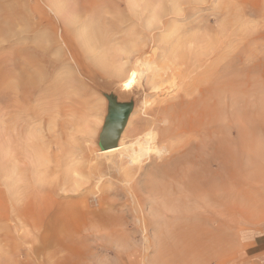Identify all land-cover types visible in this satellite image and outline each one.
<instances>
[{"label": "rangeland", "instance_id": "374dc122", "mask_svg": "<svg viewBox=\"0 0 264 264\" xmlns=\"http://www.w3.org/2000/svg\"><path fill=\"white\" fill-rule=\"evenodd\" d=\"M143 1L0 0V80L3 79V72L14 70L18 74L19 65L26 64L31 58L39 60L44 55L47 56L54 62V70H57L55 73L61 76L60 84L65 87L63 92L66 95L64 101L58 104L61 114L55 112L49 116L66 121L72 116L80 118L79 130H85L78 134L73 129L67 132L68 135L60 136L59 132L48 133L49 127L47 129L46 125L37 122L29 126L21 125L20 119L23 117L19 115L17 104H22L25 108L40 109L43 113L39 117H46L49 105L47 102L51 97H45V89L42 87L25 101L18 94L14 80L6 78L0 84V264H264V251L256 253L259 248L264 249V84L261 82L259 86L256 85L258 87H253L255 89L252 92V85L248 86L251 90L246 86L250 83V75L245 71L250 67L255 68L259 79H264V0L192 1L194 7L199 8L196 17L205 20L212 29L215 27L213 30L226 23L222 20L224 17L218 14L219 8L238 6V9L246 12L238 25L229 22L231 20L228 18L226 25L229 26L225 30L228 28L227 32L230 33L238 29L243 35L247 32V35L254 33L256 46L249 48L245 42H241L242 46L239 44V50H236L229 42L226 43L227 46L221 44L222 47L220 43L217 45L219 41L212 43V46L206 44L211 50L218 46L220 50L209 56L205 64H211L216 69L224 62L219 59L221 55H229L230 58L227 56L226 61H230L236 54L242 56L240 64L245 71L244 74L241 73L243 76L239 75L242 88L244 87L242 97L249 101L245 100V104L242 101V110L249 111L256 103L255 123L260 131L257 132L256 128L255 141H259V146L256 149L258 156L256 158L255 154L253 159L255 163L252 161L254 164L242 166L239 178L233 180L229 177L224 185L226 193L221 194V202L224 204L221 216L218 213V203L209 201V207H198L199 210L197 208L194 211L190 217L192 226L181 231L163 226L168 214L166 211L162 213L166 206L161 205L163 200H157L154 195L147 197L149 195L145 193L140 194V200L138 196L132 198L124 189L127 184L119 178L115 167L121 161L123 165H120L119 171L122 172V168L126 166L125 161L130 162L132 157L140 154L134 145V139L128 136V131L131 120L142 113L144 101L154 100L164 104L163 101L169 99L173 92L165 91L162 95L151 97L147 95L154 90L145 91L138 84L133 91L127 92L122 88L121 82L113 77H103L93 66L90 59L94 53L84 52L80 38L87 24L97 19H110L115 14L116 10L112 11L114 8L130 13L131 9L128 8L138 10L140 5L137 3L142 4ZM163 1L170 6L173 4V0ZM180 1L182 0H176L173 6L181 11L184 6L178 5ZM166 18L169 16L164 19ZM127 22L124 26H127ZM209 34L212 39L215 38L212 34L216 36L215 31ZM151 45L142 55L141 62L151 57L155 49ZM246 54L249 56L246 57ZM256 69L262 72L258 73ZM82 75L85 77L84 81ZM244 79L246 82L249 80L246 85L243 84ZM9 84L13 85V90ZM246 89L255 98L252 95L251 99L246 97L249 96ZM107 90H114L118 96L124 95L133 103L129 123L127 122L118 141V144L123 143L124 150L114 157L99 154V133L106 114V101L102 91ZM255 92L259 94L256 95ZM78 99L85 100L80 107L74 103ZM126 99L119 101L124 102ZM3 117L10 119L4 122ZM19 132L20 141L15 143V138H18L15 136ZM142 137L145 139L141 142L145 146L142 152L148 150V153L154 154L151 150L153 148L149 150V145L146 144L149 136L143 133ZM133 148L135 152L132 151ZM13 152L22 153L21 161H14L11 155ZM143 158L144 156L137 161H146V157L144 160ZM138 162L134 164H139ZM75 165L80 171L83 170L82 173L71 170ZM95 165L100 167V171L90 174V179L86 169ZM57 176L60 177L57 181L52 179ZM144 176L141 174L140 180L134 182L137 187L146 180L147 177ZM54 182L57 188H52ZM20 206L25 211L21 221H36L43 213L45 223L53 221L55 225L48 228L15 226L20 220L16 219L13 212L16 207L20 209ZM60 209L63 221L60 219L57 223L52 220V210ZM88 210L104 211V215H112L111 218L118 224L106 226L102 220L92 221L89 216L87 219L83 211ZM156 210L161 212L157 213ZM68 211L74 213L69 215Z\"/></svg>", "mask_w": 264, "mask_h": 264}, {"label": "bare ground", "instance_id": "6f19581e", "mask_svg": "<svg viewBox=\"0 0 264 264\" xmlns=\"http://www.w3.org/2000/svg\"><path fill=\"white\" fill-rule=\"evenodd\" d=\"M192 1H180L178 5L184 6L181 11L173 6L176 4V0H173L172 6L163 3V0H144L142 4L137 3L140 5L138 10H135L134 7L128 8L131 9L130 13L116 9V7L112 10L116 11L110 19L107 20L104 17L106 21H101L102 18L100 22L96 18L97 21L87 24L80 34L84 52L94 53L90 59L93 66L103 77H113L121 82L122 88L127 92L133 91L137 84L141 85L145 91L154 90L153 93L150 94L149 92L147 95L151 97L162 95L165 91L173 92L169 99L163 101L164 104L159 103V101L156 103L154 100L144 101L142 113L131 120L128 131V136L134 139V145L137 146L136 148L139 149L137 151L140 154H136L132 158L130 156L131 159L128 156L130 162L125 161L126 166L122 168L123 170L120 168L122 172L119 171L120 165H123L121 161L120 165L115 167L119 178L127 184L124 189L132 198L138 196L140 200V194L145 193V195H149L147 197L154 195V197L157 196V200L164 201V203L158 201L162 206L163 204L166 205V209L164 208L162 213H165V211L168 213L163 226H169L174 231L188 230L192 226L190 217H192L194 211L198 207H207L209 201L218 203L220 207L218 213L221 216L224 205L222 204L221 194L225 192L224 185L226 181L229 177L233 180L239 178L241 169L255 159L256 149L258 150L257 146H259V141H255L256 133L260 131L258 124L256 126L257 120L255 121L257 115L256 103L252 105V108L254 106L256 110L251 109V107H249L251 109L249 111L242 110V101L243 104L247 102L242 97L244 87L242 88L239 75L243 76L242 72L243 74L245 71L249 72L250 83L247 80V84L245 80L247 79V73L243 84L246 83L247 87L249 84L252 85V92L255 89L253 87L264 84V79H259L260 77L254 71L255 68L251 69L249 65V69L243 71V65L240 64L242 63V56L238 54L233 55L234 57L230 61H226L229 55H227L228 57L221 55L222 57L219 59L224 62L221 63L222 65L219 68L218 65L216 69L211 67V64H207L210 67L205 64L209 56L217 54L220 50L218 46L217 48L213 47L212 50H214L212 51L210 46H206V44L211 45L212 43L215 44V41H219L217 45L220 43L222 47L223 44L229 42V45H234L236 50H239L238 47L241 42H245L249 48L256 46L257 41L254 33L247 35V32L243 35L237 31L238 29H234L230 33L227 32L228 28L225 30L226 26H229L226 25L228 18L231 20L229 22L238 25L240 20L242 22L246 12L241 8L238 9V6L228 8L231 6L229 5L227 9L219 8L218 14L224 17L222 20L226 23H222L220 27L218 25L219 28L213 30L215 27L212 29L205 20L196 17L199 8L194 7ZM199 4L198 6H200ZM168 16L169 18L164 19ZM126 22L128 24L124 26ZM214 31L216 36L212 34L215 37L212 39L209 33ZM150 44L155 49L152 51L150 58L141 62L140 59L148 51ZM222 50L224 49L222 48ZM248 56L249 54L246 57ZM53 63L45 55L39 60L31 58L26 64L18 66V74H15L14 70L3 72V79L0 80V84L2 85L6 78L14 80L19 90L18 94L21 98H25V101L42 87L45 89V97H51V100L47 102L49 105L46 109V111L48 110V116L46 117H39L43 113L40 109L25 108L22 104H17L19 115L23 117V119H20L22 121L21 125L29 126L37 122L43 126L46 125L47 129L49 127L48 133H51L50 131L54 134L59 132L60 136H65L68 135V131L76 129V132L81 134L85 132L83 129L82 131L79 130L82 119H76L72 116L69 121H66L65 119L58 120L57 117L49 116L54 115L55 112L61 114L58 104L62 103L66 96L63 92L65 87L60 84L61 76L55 73L57 70H54L55 65ZM246 67L247 65L244 68ZM141 72L142 74H140ZM259 72L262 71L258 70ZM82 78L84 81L85 77ZM9 87L13 90V85L9 84ZM250 90L247 91L246 89L249 92V96L246 97L251 99L252 92ZM252 96L255 98V95ZM118 98L122 101L126 99L124 95H120ZM84 102L83 99H78V102L74 101V103H77V107H80ZM243 106L246 107V105ZM3 118L4 122L10 119L8 117ZM256 128H258V131ZM20 132L18 136H15L18 137L15 138V143H18L20 139ZM143 133L149 136L146 144L149 145V150L151 147L153 148L151 150L155 152L154 154L153 152L148 153V150L142 152L143 147L145 149V146L141 143L145 140L142 137ZM29 137L31 138L30 135ZM123 150V143H119L113 148L100 150L99 154L105 157H114ZM21 154V152H17L11 155L14 161L18 162L22 159ZM143 156L146 157V161H139V163L137 159ZM257 156L256 154V158ZM135 162L139 164H134ZM73 167L71 169L73 172L80 171V168L76 165ZM99 171L100 167L98 165L86 169L89 178L90 174ZM141 174L147 178L141 184L139 182L140 186L137 187L134 182L140 180ZM58 178L60 177L57 176L56 179H52L57 181ZM230 185L232 186V183ZM54 187L57 188L55 182L52 188ZM156 202L155 204H157ZM213 203L215 204V202ZM215 208L217 207L215 206ZM52 211L54 213L52 220H56L57 223L60 219L63 221L61 209ZM156 211L158 213L160 210ZM24 212L20 206V209L16 207L13 213L16 219L20 220ZM68 213L72 215L74 212L68 211ZM103 213L104 211H83L86 218L88 219L89 216L92 221L102 220L101 222L106 226L118 224L116 220L111 218L112 215L109 217ZM42 217L43 213L36 221L28 223L20 220L15 226H44L48 228L55 225L52 223L53 221L45 223L46 217Z\"/></svg>", "mask_w": 264, "mask_h": 264}, {"label": "water", "instance_id": "95a60500", "mask_svg": "<svg viewBox=\"0 0 264 264\" xmlns=\"http://www.w3.org/2000/svg\"><path fill=\"white\" fill-rule=\"evenodd\" d=\"M106 101V114L99 133V148L101 150L113 148L118 141L125 127V124L133 109L131 100L121 102L119 95L114 90L102 91Z\"/></svg>", "mask_w": 264, "mask_h": 264}, {"label": "crops", "instance_id": "0c3cea01", "mask_svg": "<svg viewBox=\"0 0 264 264\" xmlns=\"http://www.w3.org/2000/svg\"><path fill=\"white\" fill-rule=\"evenodd\" d=\"M260 246H262V244H260ZM261 251L263 252V251H264V249H262V248H259V250H257V252H256V253H257V254H258V253H261Z\"/></svg>", "mask_w": 264, "mask_h": 264}]
</instances>
